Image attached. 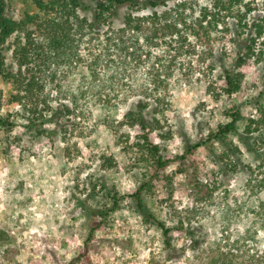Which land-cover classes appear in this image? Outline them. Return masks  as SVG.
I'll return each mask as SVG.
<instances>
[{
    "label": "rangeland",
    "instance_id": "374dc122",
    "mask_svg": "<svg viewBox=\"0 0 264 264\" xmlns=\"http://www.w3.org/2000/svg\"><path fill=\"white\" fill-rule=\"evenodd\" d=\"M50 1L40 0L44 4ZM82 2L84 7L76 16L92 23L95 1ZM180 4L185 6L178 8ZM209 4L210 0H172L167 7L155 10L158 16L168 13L167 24L176 25L184 38L180 54L174 51L180 43L178 35H154L149 21L143 23L142 33L127 36L138 40L135 51L141 61L129 56L121 60L112 48L106 52L105 36H114L123 27L124 16L131 13L126 7L119 8L107 25L96 27L93 35L75 36L72 58L55 65L54 83L46 79L39 97L47 98V106L57 111L54 116L51 111L44 113L53 118L43 126L44 134L27 129L25 116L29 113L22 104L8 103L14 91L0 78V114L11 115L14 126L0 132V264H67L82 253L90 222L100 221L86 213V209L94 211L105 203L98 188L94 199L87 197L93 194V186L115 187L121 194L136 190L145 165L134 168L139 158L133 148L137 130L125 123L126 112L141 111L142 105H147L142 110L145 119L156 134L167 138L157 140L155 134L154 140L162 141L161 147L170 157L181 156L186 144L198 143L210 130L229 122L226 115L234 107L245 119L257 118L254 104L264 88V23L261 36L253 35L255 56L242 70L240 91L228 97L223 92L222 68L229 69L237 57L234 38L238 19L228 17L216 31L204 34L196 20L201 8ZM7 6L6 15L18 22L26 16L46 15L32 0H10ZM151 14L150 9L131 13L135 17ZM263 14L258 3V10L245 16L242 24L251 28ZM43 30L34 24L26 26L32 40L41 45L47 44ZM14 36L3 54L6 65L16 72L12 49H7ZM146 54L150 56L146 58ZM23 103L25 110L35 108V104L42 110L35 100ZM153 118L158 124L152 123ZM244 124L238 123V134L228 136V142L240 146L238 135ZM209 149L199 147L180 162L181 166H169L166 178L153 182L154 187L143 194L146 208L167 226H176L181 220L184 228L191 225L199 230L205 241L197 249H188L189 242L176 234L174 250H165L161 232L145 225L132 202L124 201L95 233L87 255L77 264H210L212 242L233 238L242 229L238 220H251L234 206L249 200L247 182L261 180L264 162L259 169V162L241 149L240 165L248 166L255 176L249 178L243 167L224 173L217 158L224 149L216 142ZM259 196L262 199L264 193ZM226 207L239 217L235 214L228 225L221 218ZM258 237V248H264V231H259ZM184 246L187 248L182 253Z\"/></svg>",
    "mask_w": 264,
    "mask_h": 264
},
{
    "label": "trees",
    "instance_id": "16d2710c",
    "mask_svg": "<svg viewBox=\"0 0 264 264\" xmlns=\"http://www.w3.org/2000/svg\"><path fill=\"white\" fill-rule=\"evenodd\" d=\"M9 1L0 0V78L14 91V93L10 94L8 103L22 104L24 111L29 113V115L25 116L27 129L36 130L39 134L45 133L46 129L43 126L47 122L51 123L52 115L57 114V111H51L50 107L47 106V98L39 99L45 88V80L49 79L51 83H54L55 65L66 63L70 57L72 58V45L74 44L75 36L83 37L86 33L93 35L96 27H103L116 17V11L119 8L126 7L131 13L142 9H150L152 14L146 17H135L128 13L124 16L123 27L118 29L114 36L112 34L105 36L106 52L112 48L121 60L129 56L131 60L141 61V57L135 51V45L138 40L132 41L127 36L129 34L142 33L145 30L143 23L147 21L151 23L154 35L157 32L162 35L167 32L176 33L180 38V43L174 48V51L180 54V51L183 50L182 41L184 38H181L176 25L167 24L168 13L164 12L158 16L157 11H155L158 8L167 7V3L172 0H92L95 1L92 23H88L85 19L80 20L76 16V11L84 7L82 0H51L47 4L40 2V0H32L38 11H43L46 15L43 17L26 16L24 21L20 22L6 15ZM258 3L261 4L264 11V0H210L209 6L201 8L200 16L196 20L197 27L203 30L204 34H207L211 31H216L218 26L224 25V21L228 17L238 19V32L236 33V38H234V42L238 47L237 57L229 69L222 68L223 92L228 97H232L240 91L244 79L242 70L247 65L249 58L255 56V37H260L263 33L262 24L264 23V17L254 21L251 28L245 23L242 24L245 16L258 10ZM184 6V4L177 5L178 8ZM51 14H54V16H50ZM204 23L205 26H203ZM28 24H34L38 29H44L43 31L47 34V44L41 45L32 40L31 34L26 31ZM155 24L159 25V27L155 26ZM186 28H189L188 30L193 31L197 35L194 28L190 26ZM251 29H253L254 33L251 32ZM13 36V41L9 45L10 48L7 47V49H12V56L17 67L16 72L12 71V66L6 65L3 54L6 49L5 45ZM145 41L148 42L149 40L146 39ZM259 52L261 53V51ZM149 56L150 54H146V58ZM159 61L156 62L159 64ZM158 77L157 74L154 78ZM157 85H160V82ZM32 100L40 103L42 110L38 109V104H35L33 109L25 110L26 105L23 102L28 101L30 103ZM255 101L256 119H245L241 114V110L234 107L226 115L229 122L220 124L214 130H210L207 136L198 143L191 146L186 144L183 154L175 157L167 156L165 148L161 147L162 141L160 143L155 142V136L157 140H166L167 138L163 134H156L153 126L145 119L143 111L147 108V105H142L141 111L126 112L123 115L125 123L132 129L137 130L133 148H135L139 158L136 159L133 165L136 168L143 163L145 165V173L142 175L136 190L130 194H121L115 187H113V190H108L103 185L93 186V194L87 197L94 199L97 194L95 191L98 188L99 192L104 194L105 203L94 211L90 208L86 209V213L90 216H97L100 221L93 219L90 222L88 236L84 241L82 253L67 264H77L79 259L87 255L88 245L93 240L95 233L105 225L109 215L121 209L124 201L132 202L136 207L137 214L140 215L145 225L154 227L161 232V241L165 250H174V235L176 234L185 237V241L189 242L188 249H191V251L197 249L200 243L205 241L199 230L197 231L191 225L184 228L181 220L178 221L176 226H167L165 222L157 219L146 208L143 194L154 187L153 182H159L166 178L165 172L169 166L176 163L181 166L180 162L185 161L195 149L199 147L211 149L215 142L224 149L222 154L217 156L218 161L224 166V173H232L237 168L243 167L250 175L249 178L254 177L253 171L248 166L240 165L241 161H239L238 156H241V149H244L248 155L259 162L258 168L262 169L260 165L264 162V88L259 92ZM1 108L2 93L0 91V110ZM63 108L67 110L65 105H63ZM49 111H51L52 115L47 118L44 113H50ZM10 118L11 115L3 116L0 114V132L13 129L14 126ZM244 122L243 130L238 135L241 144L240 146H235L228 142V136L238 134L237 125ZM152 123L158 124L155 118H153ZM230 157H233L234 160H228ZM263 172L261 180L256 182V179L247 182L246 190L250 193L249 200L246 203H242L239 207L237 205L234 206L235 209H239L240 213L245 212V216L248 219L251 218V220H245V222L238 220L242 229L240 231L237 230L233 238H231L232 236H227L212 242L210 250L213 257L210 264H264V248H258L260 245L258 232L264 231V197L261 199L259 196L264 193ZM253 182H255L254 185H252ZM250 188H252L251 191H249ZM243 209L245 210L243 211ZM235 214L237 213H232L228 207L221 210V218L226 221L227 225ZM235 217L239 219L238 214ZM226 224L225 227H227ZM185 248L187 247L184 246L182 253Z\"/></svg>",
    "mask_w": 264,
    "mask_h": 264
}]
</instances>
